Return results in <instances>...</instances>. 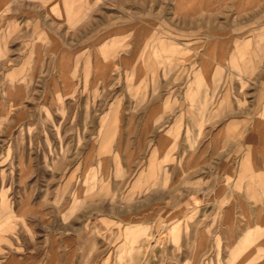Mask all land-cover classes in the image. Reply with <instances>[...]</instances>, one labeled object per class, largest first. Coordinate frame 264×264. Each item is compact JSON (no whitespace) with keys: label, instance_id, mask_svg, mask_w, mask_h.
Listing matches in <instances>:
<instances>
[{"label":"rangeland","instance_id":"rangeland-1","mask_svg":"<svg viewBox=\"0 0 264 264\" xmlns=\"http://www.w3.org/2000/svg\"><path fill=\"white\" fill-rule=\"evenodd\" d=\"M0 264H264V0H0Z\"/></svg>","mask_w":264,"mask_h":264}]
</instances>
